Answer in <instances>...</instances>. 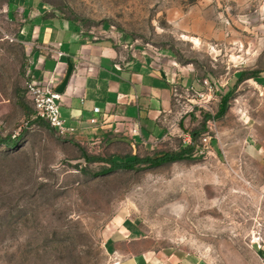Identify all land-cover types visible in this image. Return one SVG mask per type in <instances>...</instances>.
Returning a JSON list of instances; mask_svg holds the SVG:
<instances>
[{
    "label": "rangeland",
    "instance_id": "obj_1",
    "mask_svg": "<svg viewBox=\"0 0 264 264\" xmlns=\"http://www.w3.org/2000/svg\"><path fill=\"white\" fill-rule=\"evenodd\" d=\"M6 1L0 264H119L105 241L130 225L155 251L198 255L207 264H264V0H47L86 30L120 32L167 54L203 86L179 89L173 140L133 150L148 157L192 144L189 157L107 173L113 164L83 155L128 150L87 140L83 151L34 119L26 90L31 54L7 18Z\"/></svg>",
    "mask_w": 264,
    "mask_h": 264
},
{
    "label": "crops",
    "instance_id": "obj_2",
    "mask_svg": "<svg viewBox=\"0 0 264 264\" xmlns=\"http://www.w3.org/2000/svg\"><path fill=\"white\" fill-rule=\"evenodd\" d=\"M5 6L7 18L18 26V40L31 54L30 73L52 77L58 88L73 65L59 93L66 125L76 129L68 137L75 146L84 151L87 140L115 144L128 150L125 156H112L120 160L136 155L133 150L156 149L180 132L174 87L200 90L203 86L167 54L141 46L120 32L86 30L47 0H7ZM135 231V226H124L106 238V248L119 264H207L198 255L155 251ZM260 252L264 261V242Z\"/></svg>",
    "mask_w": 264,
    "mask_h": 264
},
{
    "label": "built area",
    "instance_id": "obj_3",
    "mask_svg": "<svg viewBox=\"0 0 264 264\" xmlns=\"http://www.w3.org/2000/svg\"><path fill=\"white\" fill-rule=\"evenodd\" d=\"M179 89L180 87L175 85L174 95L178 101ZM26 90L36 111L34 119L48 121L57 134L61 136L70 137L75 133L76 129L72 126H67L62 116L60 109L61 94L57 91V84L52 77L43 76L42 78H37L33 73H29L26 81ZM94 110L99 112L100 108L96 107ZM92 122L96 123L97 119L93 118ZM207 140V136H204L203 141L207 142Z\"/></svg>",
    "mask_w": 264,
    "mask_h": 264
},
{
    "label": "trees",
    "instance_id": "obj_4",
    "mask_svg": "<svg viewBox=\"0 0 264 264\" xmlns=\"http://www.w3.org/2000/svg\"><path fill=\"white\" fill-rule=\"evenodd\" d=\"M240 80H242V74H239L238 76V81ZM229 97H230V94L223 95L221 114H224L226 112V109L228 107ZM192 150H193V145L188 144V145L181 146V148L177 152H174V153L166 152V153L158 154L156 156H148V157H140V156L134 155V156L122 158L120 160H115L112 157L111 158L94 157L88 154H84L83 157L88 161H91L92 159H94V160L104 161V162L113 164V167L111 166L110 169L106 168L102 171L103 173H107L119 167L120 168L121 167L132 168L138 163H142V164L150 163L154 165H159V164L166 163V162H173L177 160L186 159L187 157L191 155Z\"/></svg>",
    "mask_w": 264,
    "mask_h": 264
},
{
    "label": "water",
    "instance_id": "obj_5",
    "mask_svg": "<svg viewBox=\"0 0 264 264\" xmlns=\"http://www.w3.org/2000/svg\"><path fill=\"white\" fill-rule=\"evenodd\" d=\"M72 69H73V65L70 64V68L66 74V77L65 79L62 81V83L59 85V87L57 88V91L58 92H63L65 86L67 85L68 81H69V78H70V75L72 73Z\"/></svg>",
    "mask_w": 264,
    "mask_h": 264
}]
</instances>
